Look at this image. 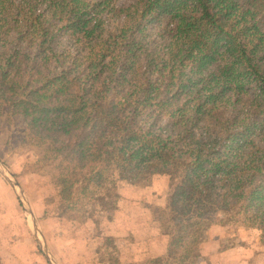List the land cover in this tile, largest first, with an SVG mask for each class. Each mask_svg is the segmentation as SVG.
<instances>
[{
    "label": "trees",
    "instance_id": "16d2710c",
    "mask_svg": "<svg viewBox=\"0 0 264 264\" xmlns=\"http://www.w3.org/2000/svg\"><path fill=\"white\" fill-rule=\"evenodd\" d=\"M5 111L64 222L168 178V251L140 264L201 258L217 211L264 244V0H0Z\"/></svg>",
    "mask_w": 264,
    "mask_h": 264
},
{
    "label": "rangeland",
    "instance_id": "374dc122",
    "mask_svg": "<svg viewBox=\"0 0 264 264\" xmlns=\"http://www.w3.org/2000/svg\"><path fill=\"white\" fill-rule=\"evenodd\" d=\"M26 131L21 117L4 112L0 117V160L26 194L50 251L58 256L55 257L58 264H113L111 257L121 260L120 264H139L144 260L141 241L165 245L168 237L163 233L162 223L153 218V212L165 204L169 188L166 176L157 175L145 185L118 179L117 193L111 198L109 210L103 217L98 216L99 222L67 223L57 217L60 190L47 170L36 169L34 152L24 142ZM2 174L0 170V177ZM2 185L0 203L26 215L24 207L18 206ZM213 218L206 242L200 246L202 256L192 259L190 264H261L258 259L264 257V244L258 230L236 226L240 222L225 225L226 216L220 211ZM26 219V233L17 218L11 222V230H2L0 234V240L7 244V264H49L34 238L30 218ZM132 242L138 246L134 253Z\"/></svg>",
    "mask_w": 264,
    "mask_h": 264
},
{
    "label": "crops",
    "instance_id": "0c3cea01",
    "mask_svg": "<svg viewBox=\"0 0 264 264\" xmlns=\"http://www.w3.org/2000/svg\"><path fill=\"white\" fill-rule=\"evenodd\" d=\"M2 176L0 177V186L3 184L2 188H5V189L7 188L8 193L15 199L14 201L16 202V204L18 206L23 207L21 202H20V200L18 199L15 191L12 189L10 184H8L9 182L7 181L5 176L3 174H2ZM5 179H6L7 183H6ZM0 199H1V195H0ZM14 201H13V204H12L13 206H15V202ZM17 218H19V221H20L21 225L23 224L24 230H25V233H26L27 232V228H28V220L26 219V215H22V213L21 212H17L16 209L9 210L7 205H3V204L0 203V234L2 233V230H5V231H8L7 229L11 230V222L13 223V221H15ZM0 238H2V235H0ZM18 239L20 240V243H22L21 238H18ZM131 245H132L131 246L132 247V251L131 252L134 253V250L138 249V246L134 245L133 242L131 243ZM168 245H169L168 238H167V240L165 239V245H163V246L158 245V244H153L152 245L151 243H149L147 241H143V242L141 241L140 246H141V251L143 252V256L142 257H143L144 260H142L140 263L148 261V260H151V259H154V258H157V257H160V256H165L167 254V251H168V247H169ZM6 247H7V244L3 240H0V251H2L0 253V255H1L0 257L2 259V261H1L2 264H7V262H6L7 261V256H5V255H9V254H8V251H5ZM200 250H202V249H200ZM135 254L139 255L138 253H135ZM33 257H34V255H33ZM55 257H58V256L56 255ZM258 260H259V262L261 264H264V257L261 256V257H259Z\"/></svg>",
    "mask_w": 264,
    "mask_h": 264
},
{
    "label": "water",
    "instance_id": "95a60500",
    "mask_svg": "<svg viewBox=\"0 0 264 264\" xmlns=\"http://www.w3.org/2000/svg\"><path fill=\"white\" fill-rule=\"evenodd\" d=\"M0 170L3 171L5 178L7 179L10 186L15 191V193H16L18 199L20 200L21 204L23 205L27 218L28 217L30 218V221L32 223V233L36 239L38 247L42 250L43 255L45 256V258L47 259L49 264H58L57 259L55 258V256L50 251L49 246H48L42 232L39 229L38 221L35 217L33 208L31 207L30 202H29L26 194L23 193V191L20 189V187H19L18 183L16 182V180L14 179L11 171L9 170V168H7L5 166V164L1 160H0Z\"/></svg>",
    "mask_w": 264,
    "mask_h": 264
}]
</instances>
